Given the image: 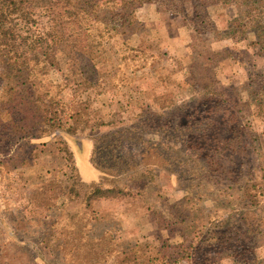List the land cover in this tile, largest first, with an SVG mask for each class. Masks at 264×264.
<instances>
[{"label": "rangeland", "instance_id": "374dc122", "mask_svg": "<svg viewBox=\"0 0 264 264\" xmlns=\"http://www.w3.org/2000/svg\"><path fill=\"white\" fill-rule=\"evenodd\" d=\"M208 11L212 24L201 32L181 13L153 2L136 10L139 31L92 27L89 38L99 56L95 71L86 68L83 85L66 44L54 46L58 63L45 73L46 44L30 48L34 37L27 38L29 46L19 39L23 52L41 60L30 64L44 83L52 91L61 83V126L36 143L15 130L32 119L15 114L10 120L19 87L0 52V264H128L121 253L137 241L153 253L162 240L192 238L164 204L187 196L203 231L194 238L192 263H184L236 264L224 249L237 239L232 225L251 197L264 206V179L260 168L253 177L240 168L236 184L219 179L216 169L231 162V153L220 150L214 135H232V124L222 119L227 107L239 130L253 133L255 163L264 165V112L249 104V92L262 83L257 73L264 76V53L251 46V31L247 38L230 37L234 5ZM37 21L33 35L53 26L41 12ZM225 50L229 56L219 58ZM95 186L111 190L88 198ZM160 215L178 222L173 231L159 226ZM251 230L239 247L242 257L264 264V222Z\"/></svg>", "mask_w": 264, "mask_h": 264}, {"label": "trees", "instance_id": "16d2710c", "mask_svg": "<svg viewBox=\"0 0 264 264\" xmlns=\"http://www.w3.org/2000/svg\"><path fill=\"white\" fill-rule=\"evenodd\" d=\"M146 2L158 3L168 10L181 13L183 18L193 22L200 32L205 31L208 29L207 25L212 24L208 11L209 6L234 5L237 8V14L229 26L231 28L230 37L247 38V32L251 31L255 35V39L250 42L251 46L264 53V0H0V52L3 56V67L7 76L16 81V90L19 87L13 99L15 105L8 108L11 116L13 115L10 120H15V114H18L21 120H33L30 125L16 123L15 130L27 134L20 138L27 139L30 136L29 142H31L33 139L42 138L44 134L59 129L65 108L60 97L61 83L54 85L55 91L44 83L38 70L30 64V60H36V57L34 54L29 55V51H22L20 48L22 43L19 39L29 46L27 38L34 37V43L30 48L43 42L46 44L50 57L49 60L43 61L40 68L45 73L48 72L49 66L58 63L54 46L66 44L63 49L72 62L71 70L75 76H79L78 80L83 85L87 81L86 77L85 80L83 79L86 68L90 67L95 71L94 59L99 56V51L95 49L89 38L90 29L92 27L99 29L100 33L112 30L139 31L136 10ZM38 12L49 18L53 26L39 29L38 34L33 35L31 30L33 25L38 24ZM23 30L27 32L26 35H23ZM215 38H219V35ZM67 48H70L71 52ZM216 54L219 58H226L230 53L225 50ZM257 74L262 77V83L261 86L253 87V90L249 92V104L254 103L259 111L264 112V76ZM48 82L50 85L51 81ZM251 82L253 83L252 78ZM213 108L209 106L207 111L213 112ZM229 111L227 107L223 108L222 119L224 123L232 124L230 126L233 130L232 135L221 138L219 133L213 134L220 150H228L231 153V162L218 165L216 169L218 178L232 185L240 182L242 171L240 168H246L245 172L251 177L260 168L264 179V165L255 163L256 146L253 133L243 131V129L239 130L240 125L236 123L234 117L229 116ZM36 142L32 141V143ZM237 156L242 159V163L236 162ZM69 158L73 159L71 156ZM210 168L211 166L208 165V171ZM241 187L240 189L243 188ZM110 190V188L95 186L90 189L88 198L106 196ZM255 197V195L251 197L247 208L238 212L239 222L232 225L233 234H237L238 237L231 243H226L227 247L224 249L225 252L228 251V256L234 257L236 264H260L255 257L243 258V249H239L243 246L242 239H248V233L252 227L257 229L259 224L264 222V206L259 200L255 201ZM193 203L191 196L183 200L164 202L170 213L178 217L176 220L183 226V234L190 233L192 238L189 241L172 244L162 240L153 253L148 252L147 243L142 244L137 241L135 245L122 251L120 260L128 264H185L186 260L192 263L193 255L198 248L194 238H198L202 230L200 228L202 225L194 222ZM157 218L159 226L171 231L174 230L173 224L178 223L163 215ZM207 262L210 260L207 259Z\"/></svg>", "mask_w": 264, "mask_h": 264}]
</instances>
